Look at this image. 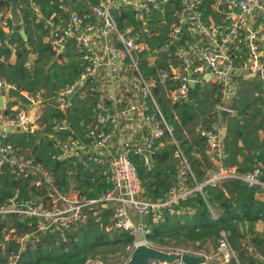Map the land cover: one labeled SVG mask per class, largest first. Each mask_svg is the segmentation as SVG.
<instances>
[{
	"label": "built area",
	"instance_id": "obj_1",
	"mask_svg": "<svg viewBox=\"0 0 264 264\" xmlns=\"http://www.w3.org/2000/svg\"><path fill=\"white\" fill-rule=\"evenodd\" d=\"M55 5L57 10L48 16L33 8L34 21L43 31V41L55 54L67 49L76 54L77 74L70 82L59 85L52 96L22 93L27 106L23 109L5 106L4 102L12 100L6 93L13 86L0 76V168H8L14 177L30 176L28 185L35 194L20 198L14 193L0 205L1 216L14 214L33 222L34 231L23 234L21 242L35 237V233L82 224L90 215L99 220L101 212L107 210L111 226L131 237L126 247L130 252L139 244L152 246L145 236L150 224L163 221L164 212L176 216L189 213L178 203L195 193L201 194L204 185L236 179L248 187L257 186L264 199V163L256 162L245 172L221 165L218 123L199 131L212 153L215 168L195 182L177 148L175 156L182 166L177 182L156 201H148L143 195L131 159L139 156L142 165L149 169L163 140L171 135L172 125L154 95L157 86L166 101L174 105L186 103L189 90L195 86L216 83L219 95L214 110L218 115L221 109L232 112L228 106L238 81H256L264 110V0H95L80 12L62 0H56ZM121 12H130L135 25L122 17L124 24L120 26L117 20ZM142 34L148 41L141 38ZM155 37L158 44L150 45L148 42ZM140 63L151 66L155 76L143 74ZM73 95L92 98L90 120L76 131L64 118L52 117V130L64 136L56 139V150L49 159L58 164L71 157L73 164L77 162L84 169L96 168L107 188L92 198L72 185L59 189L41 163L19 154L8 141L10 132H35L40 128L37 119L46 106L63 111ZM186 173L192 185L186 183ZM257 231L261 233V227ZM226 236L220 232L215 245L222 263L235 257ZM246 248L264 264L263 253ZM162 250L197 255L201 257L198 264H207L201 250ZM15 259V254L10 255L6 264H15ZM81 264L110 263L87 257ZM149 264L159 263L150 260ZM169 264L183 263L178 260Z\"/></svg>",
	"mask_w": 264,
	"mask_h": 264
},
{
	"label": "trees",
	"instance_id": "obj_2",
	"mask_svg": "<svg viewBox=\"0 0 264 264\" xmlns=\"http://www.w3.org/2000/svg\"><path fill=\"white\" fill-rule=\"evenodd\" d=\"M76 11H82L88 3L95 0H62ZM56 0H21L18 11L25 38L11 30V23L5 13L8 4L0 0V76L13 86L9 94H37L41 98L52 96L54 90L70 82L79 70L76 54L67 49L55 54L42 39L43 31L34 21L33 8L43 16H48L56 9ZM118 24L135 25L130 12H121ZM7 31H5V29ZM138 29V28H137ZM141 38L148 41L144 34ZM158 37L151 44H158ZM13 47L14 60L9 61ZM65 59H62V58ZM143 74L155 76L154 69L146 63H140ZM156 101L164 117L172 125L171 135L165 136L163 144L154 156L149 169L142 165L139 156H132V162L148 201H156L177 182L180 158L175 156L178 148L193 175L194 181L203 180L207 170L215 168L211 151L201 129L211 123H218L214 105L218 100L219 88L216 83L189 90L186 103L169 104L157 86L154 92ZM65 109L46 106L37 122L40 128L35 132L21 130L8 133V141L17 148L19 154L31 157L41 163L54 177L57 186L65 190L69 185L88 198L95 197L107 188L96 168L84 169L73 158L67 157L54 164L49 159L56 150V139L64 133L55 134L50 119L64 118L71 129L79 131L90 120L91 97L79 98L73 95ZM260 96L259 83L256 81H238L234 87V96L229 103L233 115L226 118L224 135L221 139L223 167H235L237 172L250 170L256 162L264 163V110ZM173 140L174 142H172ZM30 176L14 177L6 167L0 168V205L5 199L16 193L20 198L35 197L28 185ZM94 178V179H91ZM186 183L193 181L186 173ZM257 186H246L236 179H224L214 185H204L201 194L186 198L177 206L188 210L183 216L163 213V221L150 224V232L145 238L153 247L182 246L197 251L202 245H216L220 232L227 233L226 239L235 251V257L224 264H260L246 247L264 254V199L260 197ZM211 214L215 216L212 217ZM261 224V233L255 229V223ZM11 230V237L6 240L4 234ZM34 231V224L29 218H20L14 214L0 215V264H6L10 255L15 254V264H81L87 257H99L105 262L108 253L124 250L131 243V237L123 230L111 226L109 213L104 210L100 219L88 216L82 224H76L62 230L35 233L23 241L20 249L19 238ZM245 243L243 246L242 243Z\"/></svg>",
	"mask_w": 264,
	"mask_h": 264
},
{
	"label": "water",
	"instance_id": "obj_3",
	"mask_svg": "<svg viewBox=\"0 0 264 264\" xmlns=\"http://www.w3.org/2000/svg\"><path fill=\"white\" fill-rule=\"evenodd\" d=\"M8 4L7 15L11 23V30L16 31L21 38H25L24 30L21 26V18L18 11V2L21 0H2ZM192 87V84H190ZM233 113L226 109L218 112V125L221 138L224 135L226 118ZM32 113L29 115L31 118ZM57 164V162H54ZM150 260H155L159 264H169L174 261H181L183 264H198L201 257L188 253H179L175 251H164L152 246L139 244L134 246L128 254L125 264H149Z\"/></svg>",
	"mask_w": 264,
	"mask_h": 264
},
{
	"label": "crops",
	"instance_id": "obj_4",
	"mask_svg": "<svg viewBox=\"0 0 264 264\" xmlns=\"http://www.w3.org/2000/svg\"><path fill=\"white\" fill-rule=\"evenodd\" d=\"M10 49H11V54L9 57V61H13L14 60L13 47H11ZM62 59H65V58L63 57ZM22 93H27V92L26 91H20L19 92V94L23 97ZM6 96H8L12 99V100H8V101L4 102L6 107L14 106V107H17L18 109L27 108L26 101H25V103H21V99L18 98L16 95L9 94V92H7ZM0 105H1V100H0ZM29 114H31V113H29ZM260 227H261V224L259 222L255 223V229L256 230L260 229ZM9 237H11V230L6 232L3 236V238L5 240ZM19 241H20V238H19ZM23 241H26V240H23ZM20 243H21V241H20ZM22 247H23V243H21L19 250H21ZM198 250L203 251V253L206 255L207 264H224L220 261V259L217 258L215 246H212L210 243H206L205 245H202L201 248H199Z\"/></svg>",
	"mask_w": 264,
	"mask_h": 264
},
{
	"label": "rangeland",
	"instance_id": "obj_5",
	"mask_svg": "<svg viewBox=\"0 0 264 264\" xmlns=\"http://www.w3.org/2000/svg\"><path fill=\"white\" fill-rule=\"evenodd\" d=\"M182 246H174V247H167L168 249H175V248H181ZM190 249V248H186ZM128 250L127 248H124V250H117L114 253H108L105 257V262L110 264H121L124 261H126L128 257Z\"/></svg>",
	"mask_w": 264,
	"mask_h": 264
}]
</instances>
